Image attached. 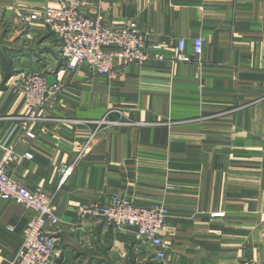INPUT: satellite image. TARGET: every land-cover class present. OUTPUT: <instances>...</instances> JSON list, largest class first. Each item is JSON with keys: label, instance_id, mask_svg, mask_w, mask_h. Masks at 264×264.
I'll use <instances>...</instances> for the list:
<instances>
[{"label": "crops", "instance_id": "0c3cea01", "mask_svg": "<svg viewBox=\"0 0 264 264\" xmlns=\"http://www.w3.org/2000/svg\"><path fill=\"white\" fill-rule=\"evenodd\" d=\"M55 1L0 0L11 41L3 50L13 60L4 80L0 62V141L15 144L14 177L47 191L58 207L51 263L264 264V0H83L86 15L113 29L136 20L164 46L167 60L119 64L112 76L67 68L55 35L30 18ZM197 36L201 55L168 60L180 39L190 53ZM34 71L62 89L30 139L20 129L27 106L16 83ZM66 118L85 123L59 121ZM103 118L121 123L97 129ZM94 131L88 153L58 187L59 168ZM113 193L167 205L165 260L139 249L133 228L78 217L80 204ZM32 213L0 197V264L17 258Z\"/></svg>", "mask_w": 264, "mask_h": 264}, {"label": "built area", "instance_id": "2783aa9c", "mask_svg": "<svg viewBox=\"0 0 264 264\" xmlns=\"http://www.w3.org/2000/svg\"><path fill=\"white\" fill-rule=\"evenodd\" d=\"M83 0H56L47 5L32 19L44 22L56 37L62 56L69 69L87 66L98 76H112L117 65L146 64L152 60H167L164 46L150 42L136 20L119 29L106 24L102 16H88L83 11ZM187 42L180 39L174 53L168 59L171 63L191 62L194 56L204 52V40L195 37L192 51L187 52ZM17 90L27 106V114L21 119L23 135L34 139L35 126L44 120L41 110L53 100L62 89L60 82L50 83L43 72H24L16 83ZM72 124L85 123L77 120L59 119ZM97 129L105 125H119L120 121L103 118L95 122ZM97 131L90 134L82 144L79 153L69 165L59 168L63 186L73 175L75 168L93 145ZM33 158L32 153H25ZM15 144L0 141V197L33 211L23 230V240L17 258L10 264H52L57 240L54 229L60 224L58 207L47 191L31 189L12 174V165L19 160ZM169 214L167 205L161 202L136 204L133 200L113 193L105 202L89 201L80 204L77 215L81 220L93 217L114 229L133 228L139 249H150L158 260H165L169 244L163 238V230ZM215 217L225 216V212L214 213Z\"/></svg>", "mask_w": 264, "mask_h": 264}, {"label": "rangeland", "instance_id": "374dc122", "mask_svg": "<svg viewBox=\"0 0 264 264\" xmlns=\"http://www.w3.org/2000/svg\"><path fill=\"white\" fill-rule=\"evenodd\" d=\"M50 5V4H48ZM47 6V4L43 7L45 8ZM42 8V9H43ZM39 13V12H38ZM38 13H32V14H38ZM30 14V16L32 15ZM0 16H2V11H0ZM20 17H22V14L19 15ZM24 17V16H23ZM31 18V17H30ZM1 19V18H0ZM32 19V18H31ZM104 19V18H103ZM32 20H35V19H32ZM4 24H2L0 22V62L2 63V66H3V73H2V77H3V80L4 79H7L9 74H8V70H9V67L12 65L13 63V60H12V56L10 57V53L11 52H6L5 50L3 49H6L7 46H11V41L10 40H7L5 38V35H4ZM8 49V47H7ZM6 49V50H7ZM60 50V49H59ZM61 53V51H60ZM61 56H62V53H61ZM63 57V56H62ZM168 58V57H167ZM4 82V81H3ZM1 88H3V85H1Z\"/></svg>", "mask_w": 264, "mask_h": 264}]
</instances>
